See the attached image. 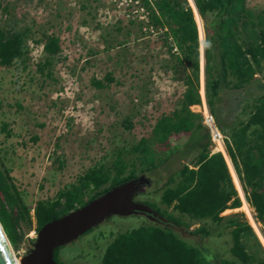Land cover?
Segmentation results:
<instances>
[{"label":"rangeland","instance_id":"1","mask_svg":"<svg viewBox=\"0 0 264 264\" xmlns=\"http://www.w3.org/2000/svg\"><path fill=\"white\" fill-rule=\"evenodd\" d=\"M186 1L193 11L199 42L200 103L189 108L201 115L203 103L210 109L206 95V49L212 42L208 26L211 16L203 19L194 0L193 5ZM246 1L253 15L264 12V0ZM144 10L128 0H0V29H27L25 56L9 67L0 66V169L15 186L19 203L27 207L31 216L30 223L19 224L24 233L15 250L19 259L36 237L33 209L38 200L54 198L59 188L74 182L77 173L94 162L91 158L98 161L106 155V160H110L116 149L128 147L147 135L148 124L161 113L179 108L184 80L192 75V68L178 60L180 53L176 43H171L167 26L154 23L151 15L158 11L153 0L144 5ZM145 15L147 23L141 18ZM48 34L59 38L60 52L55 55L44 50V36ZM47 58L49 63L44 66ZM263 74L264 71L256 74L262 82ZM97 80L104 86H96ZM248 96L245 88H229L217 111L224 123H239L245 117L247 111L235 109V105ZM128 118L134 123L130 129L123 123ZM225 137L221 144L240 206L226 209L221 215L237 213L245 218L254 237L242 242L249 252L262 258L264 222L247 199L226 149L230 134ZM187 138V133H178L169 136L168 141L183 145ZM208 149L214 153L219 149L211 138ZM142 189L145 192L147 186ZM0 197L4 207L18 217L20 208L5 201L1 186ZM146 197L139 194L136 199L143 202ZM159 199L160 192L150 195L152 202ZM242 199L249 204L255 228L239 209ZM168 211L185 223L182 232L206 224L179 215L171 207ZM147 221L141 215L111 216L64 245L57 258L61 264H100L109 242L105 236L110 231L121 232ZM102 233L104 236H100ZM231 239L226 229L221 236H211L207 243L220 258L233 259Z\"/></svg>","mask_w":264,"mask_h":264},{"label":"trees","instance_id":"2","mask_svg":"<svg viewBox=\"0 0 264 264\" xmlns=\"http://www.w3.org/2000/svg\"><path fill=\"white\" fill-rule=\"evenodd\" d=\"M182 1L153 0L158 14L151 15L156 25L167 26L171 43H176L180 53L178 60L192 68V75L184 80L185 90L179 108L161 113L148 124L147 135L128 147L116 149L109 156L110 160H106V155L98 161L91 158L94 162L80 170L74 182L59 188L54 198L38 200L33 209L37 231L45 223L111 187L132 178L145 177L147 190L141 194L148 197L143 202L180 228L148 220L135 228L110 231L105 236L109 242L100 264H264V257L249 252L242 242V239L254 237L245 218L237 213L227 217L221 215L226 209L239 207L240 200L224 156L221 152L209 151L210 135L201 122L202 117L189 108L200 103L199 42L192 8L186 0ZM194 4L203 19L211 16L208 26L212 30L209 37L212 42L206 49L209 110L220 131L230 134L231 140L226 141L227 152L249 203L264 222V81L256 76L264 71V12L253 15L246 0H194ZM26 32L27 29L15 32L0 29V66L9 67L25 56ZM44 40L46 53L60 52L56 35H45ZM48 63L47 58L43 65ZM94 82L98 87L104 86L99 80ZM229 88H245L249 95L235 105V109L247 111L239 123L226 124L217 113ZM123 123L127 129L134 126L129 118ZM178 133H187V141L183 145L170 144L169 136ZM0 186L5 201L20 208L16 217L4 207L0 197V221L17 250L24 239L19 224L22 221L30 223L31 216L27 207L19 203L15 186L8 182L1 169ZM156 192H160V199L152 202L150 195ZM161 205L166 208L161 209ZM168 207L179 215L206 224L182 232L185 223L169 212ZM226 229L232 238L233 259L220 258L207 243L211 236H221ZM61 248L54 252L59 264L57 254Z\"/></svg>","mask_w":264,"mask_h":264},{"label":"water","instance_id":"3","mask_svg":"<svg viewBox=\"0 0 264 264\" xmlns=\"http://www.w3.org/2000/svg\"><path fill=\"white\" fill-rule=\"evenodd\" d=\"M147 183L143 176L129 179L45 223L37 230L31 248L20 257L21 264H59L54 258L56 249L71 243L111 216L141 215L149 221L177 229L176 223L136 199ZM17 258L0 221V264H18Z\"/></svg>","mask_w":264,"mask_h":264},{"label":"built area","instance_id":"4","mask_svg":"<svg viewBox=\"0 0 264 264\" xmlns=\"http://www.w3.org/2000/svg\"><path fill=\"white\" fill-rule=\"evenodd\" d=\"M151 0H128L129 3L131 4H136L137 7L139 9H141V11H144V5L148 4V2H150ZM143 21H145L147 23L148 17L147 15L141 17ZM201 116H202V124L204 125V127L208 130L211 141L213 143H215L216 145H218V143H224V138L225 135L220 131V129L218 128L217 124H216V120L214 118V116L212 115L211 111L208 110L206 107H204V103H203V111L200 112ZM217 152H221L222 155L225 158V155L222 151H219V149L217 150Z\"/></svg>","mask_w":264,"mask_h":264},{"label":"bare ground","instance_id":"5","mask_svg":"<svg viewBox=\"0 0 264 264\" xmlns=\"http://www.w3.org/2000/svg\"><path fill=\"white\" fill-rule=\"evenodd\" d=\"M191 1V0H190ZM191 3H192V5H193V2L191 1ZM203 86V85H202ZM201 92H203L202 90H201ZM205 107V106H204ZM218 148H219V150H221L223 153H224V155H225V157H226V159H227V162H229V160H228V157H227V155H226V153H225V151H224V149H223V146H222V144L219 142L218 143ZM229 166H231V164H229ZM230 168V167H229ZM234 173V172H233ZM233 177L235 178V176L233 175ZM235 180V179H234ZM235 182H237V180L235 181ZM235 184H238V183H235ZM239 191L242 193V191H241V189L239 188ZM249 204H247V202L245 201V200H243L242 199V206L239 208L240 210H242L244 213H245V215L247 216V218H248V220H249V222L250 223H252V225L254 226V228L255 227H257V224L255 223V220L253 219V216H252V214H251V211H250V208H249V206H248ZM253 210V209H252ZM260 241V240H259ZM17 262H18V264H21V261H20V259L19 258H17Z\"/></svg>","mask_w":264,"mask_h":264},{"label":"clouds","instance_id":"6","mask_svg":"<svg viewBox=\"0 0 264 264\" xmlns=\"http://www.w3.org/2000/svg\"><path fill=\"white\" fill-rule=\"evenodd\" d=\"M194 6H195V4H194ZM195 9H196V6H195ZM197 10V9H196ZM198 30V29H197Z\"/></svg>","mask_w":264,"mask_h":264}]
</instances>
